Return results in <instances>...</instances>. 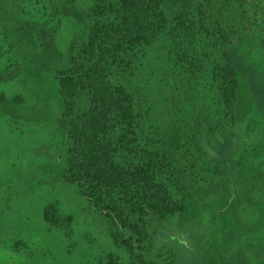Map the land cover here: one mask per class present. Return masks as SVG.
<instances>
[{"label":"rangeland","instance_id":"rangeland-1","mask_svg":"<svg viewBox=\"0 0 264 264\" xmlns=\"http://www.w3.org/2000/svg\"><path fill=\"white\" fill-rule=\"evenodd\" d=\"M90 1L0 0V264H107L109 256L138 264L113 245L107 220L60 180L68 144L53 78L85 39L81 16ZM245 1L261 32L264 0ZM168 4L170 29L140 49L130 80L145 132L169 158L166 186L186 210L162 222L131 220L153 235L159 228L174 264H222L221 244L232 238L224 248L235 256L229 264H264L263 248L244 249L264 238L261 62H233L234 102L220 89V44L223 32L242 29L240 2ZM39 27L51 33L50 48L39 42Z\"/></svg>","mask_w":264,"mask_h":264},{"label":"trees","instance_id":"trees-1","mask_svg":"<svg viewBox=\"0 0 264 264\" xmlns=\"http://www.w3.org/2000/svg\"><path fill=\"white\" fill-rule=\"evenodd\" d=\"M168 2L91 0L81 16L87 25L85 39L70 49L64 67L53 78L60 107L57 123L68 144L60 180L75 187L88 207L107 220L113 245L123 248L138 264L154 259L164 261L161 264L174 261L163 248L159 228L153 235L131 218L153 216L162 222L186 210L183 200H176L166 186L163 174L169 158L145 132L142 100L130 80L140 49L170 29ZM239 2L242 29L237 35L223 32L220 44V61L225 62L219 70L221 96L229 103L234 102L238 87L233 62L248 58L261 62L259 85L264 89V28L262 34L261 25L252 17L253 9L245 0ZM37 36L50 48L51 33L39 27ZM232 240L221 244L222 264L234 263L235 256L224 250ZM152 242L160 247L154 250ZM244 243L245 250L264 249L262 236ZM108 258L107 264H117ZM245 258L242 254L241 259Z\"/></svg>","mask_w":264,"mask_h":264}]
</instances>
